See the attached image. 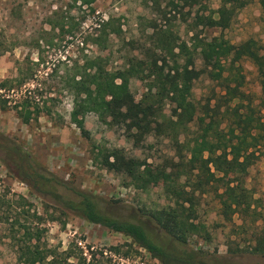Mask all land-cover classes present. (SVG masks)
<instances>
[{
	"label": "rangeland",
	"instance_id": "374dc122",
	"mask_svg": "<svg viewBox=\"0 0 264 264\" xmlns=\"http://www.w3.org/2000/svg\"><path fill=\"white\" fill-rule=\"evenodd\" d=\"M159 3L160 8L147 0H94L90 6L81 2L71 6V0H0V84L10 81L0 92V264H22L18 261L17 249L27 240L25 228L32 230L41 247L58 255L70 248L72 262L82 255L86 258L85 264H160L131 239L63 212L54 202L49 203L28 187L25 176L28 167L46 170L98 196L103 200L100 206L110 215L142 224L151 236L167 238L143 215L145 211L172 205L162 184L147 191L136 189L122 175L104 169L94 157L97 149H121L127 157L138 161L140 170L160 169L166 161L173 158L176 161L178 152L173 138L152 134L136 144L126 137L124 128H109L89 113L84 118L90 135L88 141L71 123L72 98L62 90L61 83L65 70L76 61L81 63L85 57L101 59L108 69L119 68L127 57L140 53L124 46L123 41L143 43L146 35L152 33V24L171 28L180 41L190 45L192 33L188 32L187 25L191 19L186 14L192 10L170 12L163 8L164 0ZM208 5L216 9L219 0H208ZM157 9L164 10L166 18ZM63 18L68 22L64 30L72 34L56 26ZM109 19L112 27L121 29V34L119 38L110 34L108 49L102 51L89 42V37L100 34L98 21ZM263 27L259 2L251 0L223 34L234 45L253 39L264 49ZM219 34V30H204L201 36L211 38ZM147 46H150L148 38ZM194 63L200 71L210 68L203 57L195 56ZM242 75L243 92L254 105H259L262 96L256 69L250 61H242ZM37 87L42 96L35 93ZM219 89L217 81L202 74L193 83L192 99L204 104L212 97L213 90L218 93ZM131 91L138 100L143 93L138 80L131 81ZM27 92L40 100H30L29 110L38 103L39 108L46 107L50 113L42 110L37 119L25 124L17 117L15 106L21 105ZM4 99H8L6 103L2 102ZM263 114L264 110L259 115ZM163 116L166 120L170 118L171 106L164 108ZM193 120L181 131L180 142L199 134L198 122L196 118ZM12 143L26 156L19 159L8 153ZM256 157L245 177V187L253 197L254 215L235 214L226 219L220 214L218 194L222 190L216 194L214 189H220L227 177L210 165L214 185L209 192L197 194L199 205L196 207L197 222L205 226L209 238L194 235L187 242V248L202 252L208 263L264 264L263 254L250 252L258 245L255 237L264 229V147ZM257 215L256 222H252ZM242 223L243 230L239 229ZM115 247L119 248L118 252L113 250Z\"/></svg>",
	"mask_w": 264,
	"mask_h": 264
},
{
	"label": "trees",
	"instance_id": "16d2710c",
	"mask_svg": "<svg viewBox=\"0 0 264 264\" xmlns=\"http://www.w3.org/2000/svg\"><path fill=\"white\" fill-rule=\"evenodd\" d=\"M164 1L163 8L170 12L179 13L184 8L194 12L186 14L191 19L187 25L188 32L192 33L190 45L180 41L171 28L162 29L152 24V33L148 37L146 35L143 43L123 41L124 46L140 50V53L127 57L119 68L108 69L101 59L85 57L81 63L76 61L65 70L61 83L62 90L72 98L71 123L88 141L90 135L85 129L84 118L89 113L95 114L109 128H124L126 137L136 144L152 134L173 138L178 152L176 161L174 158L168 160L160 169L148 167L140 170L138 161L127 157L121 149H97L94 157L104 169L122 175L127 184L136 189L147 191L162 184L172 205L145 211L143 215L150 218L167 238L151 236L142 224L110 215L100 206L103 200L98 196L78 189L46 170L28 167L25 176L28 187L49 203L54 202L63 212L131 239L160 264H212L204 260L202 252L187 248L189 238L194 235L209 238L205 226L197 222V194L203 195L213 188L215 176L210 169L212 164L227 177L220 189H214L216 194L222 190L218 194L220 214L226 219L235 214H255L251 211L253 197L245 187V177L257 160L256 154L264 147V114L259 115L264 110V49L253 39L234 45L223 34L251 0H219L216 9L210 8L208 0ZM71 2V6L77 2L90 6L94 0ZM147 2L160 8L159 0ZM258 2L264 16V0ZM157 10L166 18L164 10ZM111 21H98L100 34L89 37V42L102 51L108 49L110 34L118 38L121 34L119 27L115 29L110 25ZM183 22H187L186 18ZM67 23L63 18L56 26L72 34L70 30H64ZM204 30H219L220 34L211 38L202 37ZM147 38L150 46H147ZM195 56L209 62L207 72L196 69ZM244 60L250 61L256 69L262 96L259 105H254V101L242 90ZM202 74L217 81L220 87L218 93L213 90L212 97L207 98L204 104L192 99L193 83ZM132 80H138L143 86L138 100L131 91ZM9 83V80L3 81L0 90ZM35 90L37 95L42 96L40 87ZM32 99L36 101L38 98L36 95L32 97L30 92L21 105L15 106L17 117L25 124L33 118L37 119L42 110H47L46 107L39 108L38 103L32 111L29 110ZM166 106H171L168 120L163 116ZM194 118L198 122L199 134L180 142L181 131ZM7 142L10 141L7 139ZM8 153L19 159L26 156L13 143ZM255 216L252 222L259 217ZM239 229H245L244 223ZM25 234L27 240L17 249L20 263L85 264L86 258L82 255L76 262L69 261L73 258L70 248L58 255L54 250L41 247L30 228H25ZM255 239L258 245L250 252L264 255V229ZM32 240L35 242L31 243ZM113 250L118 252L119 248Z\"/></svg>",
	"mask_w": 264,
	"mask_h": 264
},
{
	"label": "built area",
	"instance_id": "2783aa9c",
	"mask_svg": "<svg viewBox=\"0 0 264 264\" xmlns=\"http://www.w3.org/2000/svg\"><path fill=\"white\" fill-rule=\"evenodd\" d=\"M0 92H2L1 90H0ZM28 94H30V92H27ZM8 97V96H7ZM37 101H38V99H37Z\"/></svg>",
	"mask_w": 264,
	"mask_h": 264
}]
</instances>
